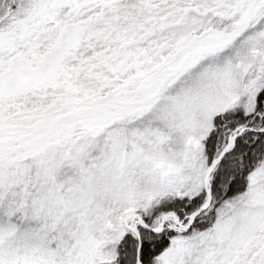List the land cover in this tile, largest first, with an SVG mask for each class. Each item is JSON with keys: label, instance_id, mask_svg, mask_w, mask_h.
<instances>
[{"label": "snow or ice", "instance_id": "snow-or-ice-1", "mask_svg": "<svg viewBox=\"0 0 264 264\" xmlns=\"http://www.w3.org/2000/svg\"><path fill=\"white\" fill-rule=\"evenodd\" d=\"M0 264H264V0H0Z\"/></svg>", "mask_w": 264, "mask_h": 264}]
</instances>
